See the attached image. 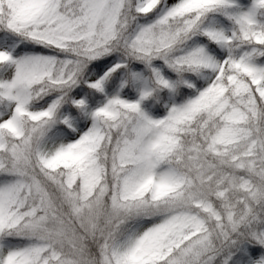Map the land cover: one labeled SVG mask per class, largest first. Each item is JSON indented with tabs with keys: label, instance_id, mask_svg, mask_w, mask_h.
I'll list each match as a JSON object with an SVG mask.
<instances>
[{
	"label": "snow or ice",
	"instance_id": "6c2138e0",
	"mask_svg": "<svg viewBox=\"0 0 264 264\" xmlns=\"http://www.w3.org/2000/svg\"><path fill=\"white\" fill-rule=\"evenodd\" d=\"M0 264H264V0H0Z\"/></svg>",
	"mask_w": 264,
	"mask_h": 264
}]
</instances>
